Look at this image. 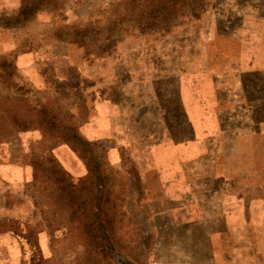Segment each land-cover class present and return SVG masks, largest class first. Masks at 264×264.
Listing matches in <instances>:
<instances>
[{
  "label": "rangeland",
  "instance_id": "rangeland-1",
  "mask_svg": "<svg viewBox=\"0 0 264 264\" xmlns=\"http://www.w3.org/2000/svg\"><path fill=\"white\" fill-rule=\"evenodd\" d=\"M4 19L0 161L24 175L0 193L25 206L24 264H264L262 75L242 136L220 155L214 137L243 50L264 64V0H22ZM180 144L186 168L158 163L192 189L168 199L148 166Z\"/></svg>",
  "mask_w": 264,
  "mask_h": 264
},
{
  "label": "crops",
  "instance_id": "crops-1",
  "mask_svg": "<svg viewBox=\"0 0 264 264\" xmlns=\"http://www.w3.org/2000/svg\"><path fill=\"white\" fill-rule=\"evenodd\" d=\"M21 6L22 0H0V22H4V18L9 17L10 12H16L21 8ZM245 23H247V26H249L248 21H246ZM6 31H8V29H6ZM252 35L253 32L248 30V27L246 26L243 27L240 34H237L239 39H244L243 41L246 47H250V39L256 38V36ZM260 48L261 47L258 46L256 53L257 56H260V54H262V52L259 53ZM241 54L242 55L240 64L237 65L236 68L229 73V79L231 82L230 86H233V89L230 94L231 101H228V103H223L224 106L227 107L225 108L226 110H220L215 113V115H217L218 118L221 120L220 122L222 124V128L226 126L229 127L228 129H226L225 132L224 130H222V134H216L214 136L217 138L215 146L217 148V152H219V155L220 153L222 154L224 150H227V147L231 146V144L234 143L236 139L242 136V132L238 128L245 126V121L251 117V112L253 109H255L250 102L251 90L247 88H250V86L255 85L259 87L260 75H262L261 84L264 86V64H255L254 57H252L253 55L251 56L247 53L245 54L244 50ZM250 75L252 77L257 76V78L259 77V79L253 80V84L251 83L252 80L250 79ZM206 87L207 86L203 84V88ZM182 97V101L184 102L183 104H185L186 96L183 95ZM205 97H207V99L205 98L206 101H209L208 96L206 94ZM213 110V107L209 106L206 102L202 103V101L199 105L196 104L195 106H193V111L197 113L196 118L198 119H202V116H206V113V119H210L208 118V113L213 112ZM197 126L199 128L198 134L200 136V127L202 126V122H200ZM226 135L230 136L229 143H226ZM186 150V145L180 144L178 146L173 147L161 146L157 150H153L151 153V157L153 156V162L148 167H154L161 173L162 182L165 183L167 188V190L165 191V195L166 197H168V199H177L181 196L183 197L189 194L192 189V187H190L191 181L188 180L187 176L185 175L181 177L182 175H180V173L178 175L179 177H175L171 170H169V168H166L167 165L165 167V164L160 165L158 163V157L160 155L169 157L172 154L177 158V165H182L186 168V165L184 163V161H186ZM160 152L162 153L160 154ZM5 160L7 161V159ZM23 175V170L18 164L0 161V176L3 182L5 181L9 184L19 183L20 176ZM175 178L177 179L175 180ZM5 201H7L6 197L0 193V220L5 219V221H7L8 223L7 226L0 228V264H24L26 260L27 244L25 237L20 235L19 230H24L25 228V206L23 205V203H21L20 205V203L18 202L16 207H10L6 205ZM14 219L17 221H14ZM10 220L13 221L12 224ZM39 246L46 251L49 248V240L41 236L39 239Z\"/></svg>",
  "mask_w": 264,
  "mask_h": 264
}]
</instances>
